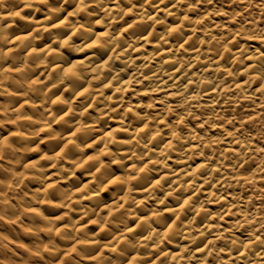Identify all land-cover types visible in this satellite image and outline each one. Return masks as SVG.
<instances>
[{
	"label": "clouds",
	"instance_id": "clouds-1",
	"mask_svg": "<svg viewBox=\"0 0 264 264\" xmlns=\"http://www.w3.org/2000/svg\"><path fill=\"white\" fill-rule=\"evenodd\" d=\"M0 264H264V0H0Z\"/></svg>",
	"mask_w": 264,
	"mask_h": 264
}]
</instances>
